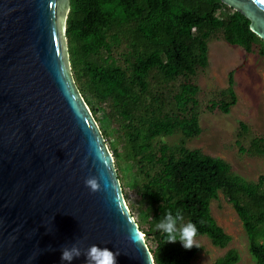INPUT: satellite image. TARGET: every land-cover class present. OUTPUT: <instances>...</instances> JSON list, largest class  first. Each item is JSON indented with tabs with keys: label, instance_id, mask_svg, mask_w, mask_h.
Masks as SVG:
<instances>
[{
	"label": "trees",
	"instance_id": "trees-1",
	"mask_svg": "<svg viewBox=\"0 0 264 264\" xmlns=\"http://www.w3.org/2000/svg\"><path fill=\"white\" fill-rule=\"evenodd\" d=\"M249 22L221 0H70L66 35L73 77L106 142L118 131L126 135L133 165L141 173L136 176L142 175L135 220L146 224L139 227L155 264H191L197 250L195 246L185 249L179 240L164 242V234L154 231V221L168 210L182 209L185 222L195 223L198 235H207L214 245L229 242L230 235L210 210V200L218 191L242 221L255 259L251 264H264V174L248 180L225 159L189 148L184 139L174 145L161 143L156 149L152 143L161 134L180 130L189 137L201 128L197 114L188 106L195 102L197 85L180 83L172 95L174 110L166 108L164 99L151 89V74L168 81L194 73L206 65L207 39L217 32L248 52L256 45L264 57V40L250 29ZM122 43L121 62L112 48ZM233 84V71H229L227 86L220 92L223 97L212 107L229 111L237 99ZM263 140L261 136L252 140L258 151ZM112 154L119 156L118 148ZM128 170L132 178L127 183L132 185L135 173L126 165L124 171ZM149 239L154 245H149ZM238 259L237 249L228 248L211 264H236Z\"/></svg>",
	"mask_w": 264,
	"mask_h": 264
},
{
	"label": "water",
	"instance_id": "water-1",
	"mask_svg": "<svg viewBox=\"0 0 264 264\" xmlns=\"http://www.w3.org/2000/svg\"><path fill=\"white\" fill-rule=\"evenodd\" d=\"M221 1L264 40L262 0ZM69 8L70 0H0V264H67L61 247L77 242L119 250L116 264H155L73 77ZM100 173L101 191L91 192L84 180Z\"/></svg>",
	"mask_w": 264,
	"mask_h": 264
},
{
	"label": "rangeland",
	"instance_id": "rangeland-1",
	"mask_svg": "<svg viewBox=\"0 0 264 264\" xmlns=\"http://www.w3.org/2000/svg\"><path fill=\"white\" fill-rule=\"evenodd\" d=\"M123 49V43L112 48V54L121 62L120 52ZM229 71H233V88L237 99L228 112H223L218 107H212V104L223 97L220 92L227 86ZM183 81H190L198 87L193 95L195 102L189 103L188 106H192V111L197 114L201 130L189 137H185L180 130L158 135L152 142L154 149L161 143L174 145L184 139V144L189 148H199L203 153L225 159L234 172L248 180H256L258 175L264 174V140L258 145L261 151L252 143L255 136L264 139V57L258 53L257 46L254 45L253 50L248 52L243 46L228 42L217 32L207 39L205 66L197 67L192 74H181L168 81L163 80L157 73H152L149 77L151 89L164 99L166 108L174 110L177 109L172 95ZM96 115L99 116V112ZM241 123L246 125V129ZM109 140L107 144L110 151L115 147L120 152L119 156H114V162L120 182L123 183L128 206L136 218L140 209L136 201L137 190L142 175L136 176L141 173L133 165L135 158L124 132H116L115 135L109 136ZM112 140L113 143H110ZM126 165L135 173L132 185L127 183L132 176L129 170L124 171ZM210 210L215 221L231 238L225 246H218L214 245L207 235H198L200 247L191 258V264H211L228 248L237 249L239 259L236 264L254 262L255 259L248 249V237L242 221L221 191H218L217 197L211 198ZM138 225L141 228L146 227L140 220ZM149 245H154L151 239Z\"/></svg>",
	"mask_w": 264,
	"mask_h": 264
},
{
	"label": "clouds",
	"instance_id": "clouds-1",
	"mask_svg": "<svg viewBox=\"0 0 264 264\" xmlns=\"http://www.w3.org/2000/svg\"><path fill=\"white\" fill-rule=\"evenodd\" d=\"M102 180H104V175L100 173L99 176L93 175L86 177L84 183L91 192H97L101 191ZM107 187V182H105L104 188L106 189ZM201 223H203V221H201ZM157 230L164 234V242L174 243L179 240L185 249H191L194 246L197 248L200 247L197 240V225L192 221L185 222L182 209L178 208L174 213L168 210L162 218L158 221H154V231ZM79 243L80 242L73 243L70 247L62 246L61 261L71 264L74 259L83 255L86 257L84 264H116V256L119 255V250L113 252L107 247H100L96 244H91L86 249H82Z\"/></svg>",
	"mask_w": 264,
	"mask_h": 264
},
{
	"label": "snow or ice",
	"instance_id": "snow-or-ice-1",
	"mask_svg": "<svg viewBox=\"0 0 264 264\" xmlns=\"http://www.w3.org/2000/svg\"><path fill=\"white\" fill-rule=\"evenodd\" d=\"M262 2H264V0H262Z\"/></svg>",
	"mask_w": 264,
	"mask_h": 264
}]
</instances>
